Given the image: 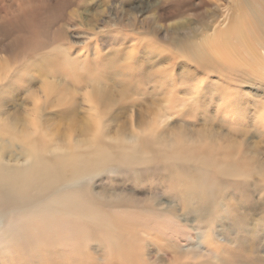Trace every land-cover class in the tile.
Masks as SVG:
<instances>
[{"label": "bare ground", "instance_id": "6f19581e", "mask_svg": "<svg viewBox=\"0 0 264 264\" xmlns=\"http://www.w3.org/2000/svg\"><path fill=\"white\" fill-rule=\"evenodd\" d=\"M45 1L23 0L17 7L9 3L6 8L14 18L12 31L23 32L25 24L21 25L18 18L25 15V20H34L44 10L41 9V5L45 4ZM117 1L124 3L126 0ZM99 3L97 13L104 12L106 7L100 8L104 0H99ZM262 4L264 2L258 0V10ZM159 5L166 6L164 15H173L184 10L183 0H161ZM241 11L240 9L235 24L230 25L226 31L221 32L220 28L216 31L213 29L218 35L224 36L226 33L227 37L231 34L237 35L235 40L239 46L244 44L241 35L246 34L247 37L249 35L248 31L242 33L249 23L243 26L241 22L237 25ZM74 17H70L72 28L79 29L83 22L75 20ZM91 20L86 24L90 23L93 28L94 17ZM107 27L104 29L105 33L101 30L83 33L84 37L79 43L83 41L86 43L89 40L96 42L97 35L102 40L113 38L116 44L129 42L127 36L129 34L124 33V37L119 35V23L111 28L110 34H106ZM169 29L184 30L185 35L178 40H172L173 46L184 53L192 51L191 56L187 58L194 61H191L193 70L183 69L182 76L190 74L198 84L203 83V80L197 76L198 72L216 78L213 83L223 86L227 93L231 94L229 98L219 96L217 105L224 103L226 108L238 112L246 120H250L248 112L250 107L254 114L253 120L257 122L259 128L264 129V43H256V38L251 36H249L250 40H246L250 46L248 58L251 64H246L244 67L248 76L237 82L235 74L239 70L234 65L240 62L241 56H231L229 63L226 61L218 70V66L212 65L206 58H203L202 64L199 57L198 45L195 41L199 25H189V20L183 17L179 22L174 23L173 27H166L167 31ZM260 34L261 32L258 33ZM68 38L67 34L62 35L61 32L59 43L57 42L58 44L56 43L49 52L32 54L31 62H25L17 72L0 76L2 81L0 83V264H99L97 261H89V256L87 258L85 253L83 254L86 247L81 245V241L84 237L88 241L86 218L93 228L97 229V234L99 233L97 241L102 242L111 258L124 261V264L135 262L129 257L130 249L118 245L120 239L113 234V231H108L109 217L111 218L112 213L107 217L98 213L100 212L98 209L92 211L93 200L89 203L85 198L89 197L90 189L97 181L92 182L87 178L95 179L96 175L102 172L110 174L107 167L112 168L111 174L136 175L143 171L148 173L153 169H159L168 175L172 174L178 184V187L174 188L177 192L173 193L171 190L170 193L173 201L176 205H181L184 214H193L198 223L206 218L203 213L210 209L224 210V213L231 214L230 217L241 222L246 221L249 215L246 211H238L240 200L233 197V192L240 185H248L249 179L255 176L259 180L264 179V159L258 158L257 144L247 148L242 144L245 143L244 141L235 142L228 137L235 136L236 132L241 135L245 129L238 124L234 125L228 134L220 133V135L206 133L200 126L197 127L199 131L195 133H191V129L188 132H173L174 130L171 131L169 127L156 131V128L161 126V122L155 119L149 130L146 128V121H139L140 128L128 135H108L102 116L117 103L111 91L119 96L130 92L140 96L141 89L146 84L159 83L162 87H167L165 91L164 88L161 91L162 97H166L172 92L171 87H168L167 79L162 78L164 72L160 79L155 72L154 57L146 56L145 60L148 63L141 64V67L139 66L141 61L138 62L137 58L134 59L132 56L122 60L123 47H119L115 49L116 51L97 54L92 60L86 61L78 52V48L70 45ZM143 39L145 38L140 37L138 44L152 45L153 38H149L148 42ZM8 46H11L10 43ZM73 52L75 56H71ZM215 56L219 57L218 48ZM8 57L1 56V59L4 63L11 60L16 63L15 57ZM219 59L216 60L217 63H221ZM168 69L175 70L176 66L171 65ZM166 73L168 74V71ZM62 76L65 78L60 81ZM245 84L249 89L248 93L251 94L249 93L250 99L243 103V100L237 99L236 96ZM37 85L38 90H34ZM80 91H82L81 101L85 104L83 110L86 111L88 118L75 125L73 114L80 104L79 100L74 98ZM180 91L181 94L184 93ZM212 92L216 93V90L213 89ZM22 93L26 96V100L32 102L31 110L27 115L18 112L16 108L10 113L6 109V104L14 101L16 95ZM9 94L11 97L7 99L6 96H10ZM181 94L174 91L173 98L179 101L178 104L173 103L174 107L183 105L185 98L180 96ZM50 96L56 97L54 99L56 107L63 106L65 102V106L57 112L58 116L65 117L63 133L59 127H44L42 125L44 122L38 121L37 116L45 108L40 100L42 98L46 100ZM242 105H246L247 110L242 112ZM135 106L137 107V104ZM204 106L205 97L202 91L198 103L184 114L187 120L194 122ZM216 112L219 113V105L216 106ZM228 114L224 112L222 116ZM61 122H63L62 117ZM216 122L220 127L221 122ZM195 137L203 142L200 146L187 150L189 143H198V140H191L196 139ZM168 143H172L171 146L168 147ZM209 175H213L212 178ZM131 190L122 188L119 193L133 203L135 197L134 192L130 194ZM78 198L82 199L78 201ZM166 201L167 203L163 204L159 199L157 205L160 208L156 209L159 216L164 215L163 209L173 210L175 207L171 203L172 200ZM116 204L117 200L115 203H107L110 208ZM116 206L121 208L126 205ZM112 209L116 215V208ZM124 213L120 210L117 215ZM201 242L202 236H199V244Z\"/></svg>", "mask_w": 264, "mask_h": 264}, {"label": "rangeland", "instance_id": "374dc122", "mask_svg": "<svg viewBox=\"0 0 264 264\" xmlns=\"http://www.w3.org/2000/svg\"><path fill=\"white\" fill-rule=\"evenodd\" d=\"M22 1L0 0V76L17 72L25 62L32 59V54L37 52L45 54L42 51L49 52L57 42L59 43L61 32L62 35H68L70 45L77 47L78 52L86 61L92 60L97 54L109 53L116 51L115 49L119 47H123L122 60H127V56H132L134 59L137 58V61H141H138L141 67L143 64L148 63L145 60L146 56L154 57L153 68L155 72L159 79L164 72L162 78L167 79L168 87H171L172 92L166 97H162L161 91H163L164 87L159 83L146 84L142 87L140 96L132 92L119 96L114 91H111L117 103L102 116L104 128L108 135H128L140 128L139 121H146V128L149 130L152 128L155 119L161 122V126L157 127L156 131L169 127L171 131L172 129L174 130L173 132H188L191 129V133H195L199 131L197 127L200 126L206 133H213L214 135H220V133L228 134L234 125L239 124L245 129L242 134L238 135L235 131V136L228 137L235 142L244 141L245 143L242 144L247 148L257 144L258 158L260 160L264 159V129L259 128L257 122L253 120L254 114L251 108H248L247 104L241 107L242 112L248 108L250 120L243 119L238 112L233 111L231 108H226L224 103L218 104L219 113L216 112L218 97L229 98L231 94L227 93L223 86H217L213 83L216 78L204 76L201 72H198L197 76L203 80V83L198 84L190 74L183 77L181 74L183 69H186V71L193 70L194 61L187 58V56H191L192 51L185 52L186 55L173 46L172 40L181 38L185 35V31L166 30L167 26L173 27L174 23L179 22L183 17L189 20V25H199L195 41L198 45L202 64L203 58H206L212 65L216 64L218 70H220L226 61L229 63L231 56L239 55L241 56L240 62L234 65L239 70L235 74L238 82L239 79H244L248 76L244 67H246V64H251L248 58L250 46H248L246 40H250L249 36H251L256 38V43H264V4L258 10V0H183L184 10L173 15H164L166 6L162 7L159 5L161 0H126L124 3L122 2L123 4L117 0H104V4L100 8H106L101 13H97L99 11L97 9V5L100 4L99 0H46L45 4L41 5V9L44 10L34 20H25V15L18 18L21 21V25L25 24L23 32L20 33L19 31H12L14 18H12L6 6L9 3H13L17 7ZM261 1L264 2V0ZM51 6L53 9H51ZM240 9L242 11L241 16L237 20V25L241 22L243 26L249 23L247 28L242 31V33L248 31L249 35L248 37L246 34L241 35L244 43L241 46L236 43L235 37L237 35L231 34L227 37V33L223 36L213 31V29L216 31L220 28L221 32H224L230 25H234ZM71 16H75V20L83 22L79 29L72 28ZM92 16L95 21L93 28L90 23L86 24V22L92 21ZM128 18L130 19L128 20ZM116 22L120 26L118 29L119 35L124 37V33L126 35L129 34L127 36L130 43L127 41L122 44H116L115 39L107 38L102 40L98 35L96 42L89 40L86 43L84 41L79 43L84 37L83 33L100 30L104 32L107 25L108 32L106 34H110V30L117 24ZM27 31L29 34H27ZM257 32H261V34L258 35ZM139 36L145 38L143 39L145 42H148L149 38H153L152 45L146 43V46L141 43L138 44ZM8 42L11 46H8ZM23 42L25 45H22L24 44ZM156 46L159 47L157 48ZM31 47L33 48L30 49ZM217 48L221 63L216 61L219 59V57L216 58L215 56ZM256 48H258V45ZM230 49L233 50L230 51ZM21 54L24 56L23 59ZM1 56L4 58L7 56H9L8 58L15 57L16 63L12 62L11 59H9L11 61H8V63H4ZM71 56H75V53L73 52ZM156 58L159 59L157 60ZM171 65L176 66V69H168ZM166 71H168V74ZM64 78L63 76L60 77V81ZM174 85L176 86L174 87ZM243 86L236 97L237 99H242L243 103H245L250 99V92L248 93L249 89L246 84ZM166 88H164V91ZM213 89L216 90V93L212 92ZM34 90H38V85L34 87ZM180 90L184 91V93L181 94ZM174 91L181 94L180 96H184L185 100L182 106L174 107V102L176 104L179 103L176 98H173ZM202 91L204 92L205 106L200 114L197 115V118L194 119V122L188 121L184 114L198 103ZM192 94H195V96ZM10 97L11 95L6 96L7 99ZM25 97L23 93L16 95L14 101L12 100L6 104V109L12 113L14 108H16L18 112H23L24 115H27L32 108V102L26 100ZM55 98V96H50L46 100L44 98L40 100L45 108L37 117L39 122L41 120L44 122V124L42 123L44 127H59L61 133H63L62 127L65 124V117L62 115L58 116L57 112L65 106V102L63 106L59 105L56 107ZM75 99L79 100L80 104V107L73 114V122L77 125L82 120H87L88 116L86 111L83 110L85 109V104L81 101L82 91L75 95ZM120 104L122 105L121 107ZM136 104L137 107L135 106ZM224 112H228V116H222ZM61 117L64 123L61 122ZM216 121L221 122L220 127L217 126ZM195 138L191 140H198V143H189L187 150L200 146L203 142L197 137ZM171 144L168 143V147ZM107 168L110 174L102 172L96 175L95 179L87 178L90 181L92 180V182L97 181L93 183L89 197L86 196L85 198L89 203L93 200L95 205H92V211L98 209L100 211H97L98 213L107 217L112 213L111 218L109 217L108 231H113V234L120 239L118 245L130 249L129 257L135 260L131 264H264V179L259 180L255 176L249 179L248 185H240L233 192V197L238 201L240 200L238 211H246L249 215L246 221L241 222L239 219L232 218L230 217L231 214L224 213V210L210 209L203 213L206 218L198 223L195 221L196 218L193 214H184L181 205H176L173 201V196L170 193L171 190L173 193L177 192L174 188L178 187V184L172 174L168 175L159 169H153L148 173L143 171L140 174H136L137 176L127 173L111 174L112 168ZM212 176L209 175L211 178ZM100 178L102 179L99 180ZM122 188L132 189L130 194L134 192L133 196L135 197L133 203L127 197L120 196L119 190ZM101 190H104V192H98ZM116 192L118 195H116ZM81 199L78 198L77 200ZM159 199L163 204L167 203L166 200H172L171 203L174 204V209H163L164 215L159 216L156 213V209L160 208L157 205ZM115 200H117L116 205L126 206L121 208L116 205L111 208L108 207L107 203H115ZM112 208H116V215L120 210L125 213L116 216ZM85 222L87 224L88 241L84 237L81 245H85L84 248H86L83 254L85 253L87 258L89 256V261H97L99 264H118V262L124 264V261L110 257L107 250L105 251V246L102 245V242L98 243L97 241V236L99 235V233L97 234V229L93 228L87 218ZM199 236H202L200 244ZM95 258H98V260H95Z\"/></svg>", "mask_w": 264, "mask_h": 264}]
</instances>
